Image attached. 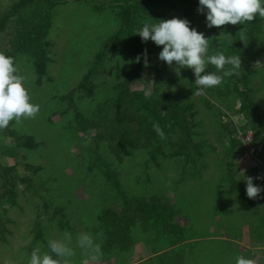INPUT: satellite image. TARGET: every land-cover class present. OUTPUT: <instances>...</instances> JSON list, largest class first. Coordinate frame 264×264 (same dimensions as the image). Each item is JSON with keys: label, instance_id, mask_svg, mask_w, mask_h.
<instances>
[{"label": "rangeland", "instance_id": "1", "mask_svg": "<svg viewBox=\"0 0 264 264\" xmlns=\"http://www.w3.org/2000/svg\"><path fill=\"white\" fill-rule=\"evenodd\" d=\"M16 1L0 0V16ZM121 1L49 0V8L37 4L10 16L0 32V51H16L17 35L31 32L32 18L48 15L45 74L36 73L31 56L20 52L14 56L40 111L34 119L12 121L8 127L16 135L33 136L39 146L18 149L0 161L15 164L20 176L26 164L41 171L32 178L30 190L17 185L15 203L7 206L0 264H28L35 247L43 244L42 251H49L48 240L66 231L73 238L82 231L103 233L100 264H236L239 256L264 264V191L250 199L244 188L246 178L252 177L253 184L264 189V140L254 137L236 95L240 74L264 120V18L257 15L252 22L232 25L237 32L244 28L248 41L235 44L231 35L207 26V9L198 11L199 0H130L136 12L131 8L127 17L139 29L145 22L186 19L210 40L208 55L240 56L238 76L224 77L219 86L196 95L193 70L181 69L178 75L175 63L169 66L159 59L163 46L150 39L140 37V42L156 48L151 59L155 73L130 77V57L115 41ZM206 70L222 75L211 64ZM86 76L90 91L81 86ZM122 88L127 90L126 99L145 92L156 101V108L172 102L189 105L192 139L201 152L196 161L173 157L177 132L170 139L158 135L147 150L125 151L117 160L112 149L119 131L112 118ZM229 121L237 132L252 136L253 153L242 145L241 152L230 156L221 127ZM126 125L136 128L134 123ZM3 144L14 147L10 138ZM227 168L232 180L226 177ZM124 201L133 206L156 203L171 212L135 215L128 239L117 244L107 238L119 235L110 220L122 211ZM83 260L77 250L75 264Z\"/></svg>", "mask_w": 264, "mask_h": 264}, {"label": "trees", "instance_id": "2", "mask_svg": "<svg viewBox=\"0 0 264 264\" xmlns=\"http://www.w3.org/2000/svg\"><path fill=\"white\" fill-rule=\"evenodd\" d=\"M124 5L122 10L117 14L120 21V28L115 34V41L118 45H122L124 50L130 57V70L131 78H140L143 73L153 75L155 70L151 67L152 54L156 51L154 46H143L140 42V36L136 35L139 29L138 23L134 19L127 17L128 11L133 8L136 12V4L131 5L130 0H122ZM42 4L47 8L51 7L49 0H17L10 8V11L0 16V32L3 31L10 16L19 14L34 7L35 5ZM36 21V18H32ZM33 22L31 32L26 36L17 35V49L16 51H7V56H15V53H22L29 55L33 58V64L36 69V73L39 75L45 74V66L48 62L46 57V46L44 37L50 24L48 22V15L40 17L39 20ZM255 25H252L251 30ZM224 33L231 35L235 44L240 42V34L232 28V25H224L219 27ZM249 31V30H247ZM251 37V34L249 35ZM99 59H102L103 55H98ZM139 57V61L137 58ZM209 72L208 70H206ZM203 75V74H202ZM238 76V75H237ZM238 82H240V88L236 89V95L240 102V111L246 118H250V129L253 131L254 137H262L264 140V120L260 113L258 104L250 97L251 89L248 86L247 79L239 74ZM81 86L90 91L88 84V76L84 78ZM121 87V86H120ZM127 90L122 88L115 100L116 112L112 118V124L118 126V137L116 143L112 149L114 157L120 160L125 151H135L139 149L147 150L151 143L157 139L158 134L153 129V124H158L164 132L165 138L170 139L176 132L180 137L172 144L174 149L173 157H180L184 161H196V158L201 155L197 145L193 142L191 128L193 126L191 119L193 117L192 108L189 105L178 103H168L167 106L162 108H156V101L141 91L135 93L130 99H126ZM162 98L164 96L161 95ZM225 115V114H223ZM226 116V115H225ZM78 117V116H77ZM127 123H134L136 128L134 130L127 128ZM84 129L83 126H80ZM222 130L228 137V148L230 156L234 157L242 150V142L238 140V133L234 127L232 121L223 123ZM123 128V130H120ZM85 131V129H84ZM242 131L243 128H242ZM0 157L8 158L15 155V151L18 149H35L39 146V143L35 141L33 136L30 135H16V133L9 127L2 130L0 136ZM10 138L13 141V146L4 145V139ZM264 152V150H263ZM151 161H154L153 156ZM25 173L19 175L14 165H4L0 161V239L5 232V213L9 206L14 205L16 197V187L18 184L23 185L26 190L32 188V178L37 175L41 168L39 166H32L26 164L24 166ZM228 180H232L233 174L231 168H227ZM236 185V184H234ZM246 189V186L244 187ZM233 189V187H232ZM234 189L236 187L234 186ZM127 204L126 201L122 204V211L117 216L111 218L110 223L118 228V233L108 236L107 239L118 242H125L128 239V234L131 232V227L135 225V215H147L149 212L152 215L159 216L158 212H171L169 208L160 206L156 203L139 202L135 206ZM8 206V207H7ZM132 211V216H128L127 212ZM111 212V211H105ZM106 214V213H105ZM163 213L162 215H164ZM111 216V215H110ZM102 216H99L101 219ZM163 219V218H162ZM107 221V220H106ZM167 227V226H166ZM171 229V227H170ZM123 240L118 241V239ZM118 238V239H117ZM106 239V238H105ZM117 239V240H116Z\"/></svg>", "mask_w": 264, "mask_h": 264}, {"label": "clouds", "instance_id": "3", "mask_svg": "<svg viewBox=\"0 0 264 264\" xmlns=\"http://www.w3.org/2000/svg\"><path fill=\"white\" fill-rule=\"evenodd\" d=\"M199 6L200 12L207 9L209 28L228 24L244 25L252 22L257 15L264 18V0H199ZM239 34L240 40L247 44L246 30L242 28ZM136 35L142 41L150 39L157 46H163L159 59L169 66L175 63L174 70L178 75L181 69H192L196 78V95L205 94V89L219 86L224 77L238 75L241 70L239 55H208L210 40L204 33L191 28L186 19L174 17L154 24L145 22ZM206 64L214 65L218 71H222V75L207 72ZM226 65L229 66L227 70ZM39 111L40 105L32 102L25 76L21 74L15 58L0 51V129L7 128L12 121L19 124L22 119H34ZM153 129L161 139L165 138L158 124L154 123ZM246 185V194L250 199L257 198L264 191L253 184L252 177L246 178ZM102 246L103 233L94 236L91 232L82 231L73 238L72 233L66 231L58 238L48 240L49 251H42L43 244L35 247L28 264H75L77 250L84 257L83 264H100L104 254ZM236 264H256V260L239 256Z\"/></svg>", "mask_w": 264, "mask_h": 264}, {"label": "built area", "instance_id": "4", "mask_svg": "<svg viewBox=\"0 0 264 264\" xmlns=\"http://www.w3.org/2000/svg\"><path fill=\"white\" fill-rule=\"evenodd\" d=\"M237 133H238L239 140L245 146L246 150L253 153L255 148L252 147V136L245 135L240 131H238Z\"/></svg>", "mask_w": 264, "mask_h": 264}]
</instances>
